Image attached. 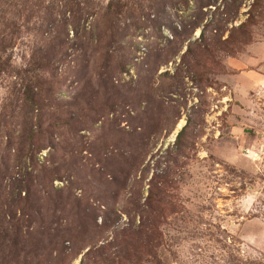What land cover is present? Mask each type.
<instances>
[{"label": "rangeland", "instance_id": "374dc122", "mask_svg": "<svg viewBox=\"0 0 264 264\" xmlns=\"http://www.w3.org/2000/svg\"><path fill=\"white\" fill-rule=\"evenodd\" d=\"M1 238L0 264H264V0H0Z\"/></svg>", "mask_w": 264, "mask_h": 264}, {"label": "trees", "instance_id": "16d2710c", "mask_svg": "<svg viewBox=\"0 0 264 264\" xmlns=\"http://www.w3.org/2000/svg\"><path fill=\"white\" fill-rule=\"evenodd\" d=\"M258 1V0H257ZM180 2L182 3V4H185V5H187L188 3H189V0H180ZM256 2H254L253 3V5L255 4ZM252 5V6H253ZM252 16H253V14L251 13L250 14V17H249V19H248V22L251 20V18H252ZM248 22H241L236 28L239 30V29H241L244 33H245V29L248 27ZM249 28V27H248ZM200 37L202 38V37H204V31H202L201 32V34H200ZM228 38V39H227ZM226 39H227V41H230V42H234V40H232V36H231V33H230V35L227 37ZM201 40L202 39H200V42H201ZM202 43V42H201ZM203 43H205V41H203ZM190 47H188L186 50L187 51H190ZM30 97H32L33 98V96H30ZM32 98H31V102L32 103H34V101L32 100ZM30 99V98H29ZM180 134V133H179ZM179 134L177 135V136H179ZM29 135H30V137L31 138H33L34 137V134H30L29 133ZM29 135H27V139H29ZM43 147V146H42ZM41 149V147H39L38 149H37V151H39ZM42 168H44L43 166H42ZM53 178V176H51V179ZM38 184V183H37ZM37 189V187H35V188H33V185H32V183H30V182H25L20 188H19V192H18V194H20V191L21 190H24V197H22V198H19L18 200H15V201H17V202H19V201H23L22 202V204H21V206H20V208L22 209V211L24 212V214H26L28 217L25 219V221L27 222L26 223V229L29 227V224L31 223V221H29V220H32V221H34V216H33V214L35 213V212H37L38 211V208L36 207L37 206V200H36V198L34 197V191ZM30 210H31V212H30ZM29 212V213H28ZM3 220H4V218H3ZM5 221V220H4ZM4 225H3V229H2V231L4 232V234H6L8 237H9V240H10V245L9 246H11V247H13L14 245H17L18 244V242L22 239V238H24L23 237V234H22V231H21V225H19V222H12L11 224H9V221H7V222H2ZM142 224V223H141ZM9 225V226H8ZM140 226V225H139ZM10 228L12 229L11 230V232H10ZM138 228H140V227H138ZM39 231V230H38ZM39 233H40V231H39ZM46 233H48V232H46ZM68 233H70V231L69 230H66V231H64V232H62L61 234H60V236L61 237H64V236H66ZM134 234L135 233H137L136 235H139L138 237L141 239V237H143V236H145L146 234H141L142 233V230L140 229V230H138V231H134L133 232ZM41 242L43 241V239H41L40 240ZM1 244H5V241L3 240V238H1V241H0V245ZM105 246H101V248L100 249H102V248H104ZM98 251H96V250H94L93 248H90V249H88L86 252H85V255H87L89 258L91 257V255L92 254H95V253H97ZM91 254V255H90ZM62 257H63V250H58L57 251V254H56V257H55V260L53 261V264H59V261L62 259ZM83 262H84V260L82 259L81 260V262H80V264H83ZM45 264V263H44ZM46 264H48V263H46Z\"/></svg>", "mask_w": 264, "mask_h": 264}, {"label": "bare ground", "instance_id": "6f19581e", "mask_svg": "<svg viewBox=\"0 0 264 264\" xmlns=\"http://www.w3.org/2000/svg\"><path fill=\"white\" fill-rule=\"evenodd\" d=\"M184 124V119H181L178 123H177V126H176V129L173 133V135L183 126Z\"/></svg>", "mask_w": 264, "mask_h": 264}]
</instances>
